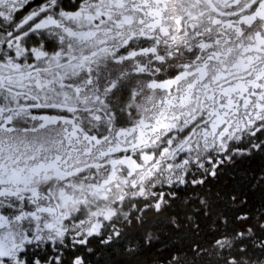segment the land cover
Wrapping results in <instances>:
<instances>
[{"label": "snow or ice", "instance_id": "1", "mask_svg": "<svg viewBox=\"0 0 264 264\" xmlns=\"http://www.w3.org/2000/svg\"><path fill=\"white\" fill-rule=\"evenodd\" d=\"M0 264H264V0H0Z\"/></svg>", "mask_w": 264, "mask_h": 264}, {"label": "trees", "instance_id": "2", "mask_svg": "<svg viewBox=\"0 0 264 264\" xmlns=\"http://www.w3.org/2000/svg\"><path fill=\"white\" fill-rule=\"evenodd\" d=\"M153 254H155V253H153Z\"/></svg>", "mask_w": 264, "mask_h": 264}]
</instances>
